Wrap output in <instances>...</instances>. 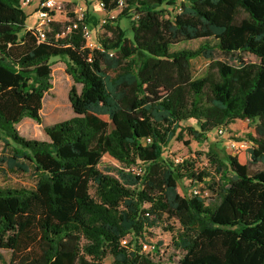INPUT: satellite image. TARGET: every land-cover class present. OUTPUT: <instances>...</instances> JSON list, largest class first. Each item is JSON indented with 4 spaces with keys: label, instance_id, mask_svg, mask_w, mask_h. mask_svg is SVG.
Masks as SVG:
<instances>
[{
    "label": "trees",
    "instance_id": "obj_1",
    "mask_svg": "<svg viewBox=\"0 0 264 264\" xmlns=\"http://www.w3.org/2000/svg\"><path fill=\"white\" fill-rule=\"evenodd\" d=\"M96 1L106 12L123 7L89 47L87 14L46 20L41 37L25 26L20 0H0V133L12 146L9 165H31L36 175L32 188L0 187L6 264H103L107 255L113 264H170L155 257L161 241L148 251L142 242L171 219L179 224L173 264H264V0ZM128 12L131 38L118 24ZM197 38L214 42L170 50ZM215 50L233 60L216 59ZM54 56L73 81V115L44 126L47 139H28L16 125L41 123ZM197 57L209 65L194 77ZM189 119L198 129L180 125ZM236 119L255 122L245 162L213 146L204 153L211 170H198L194 158H162L183 133L202 142ZM104 155L119 163L112 172L98 167ZM183 178L201 191L206 182L214 201L181 194Z\"/></svg>",
    "mask_w": 264,
    "mask_h": 264
},
{
    "label": "rangeland",
    "instance_id": "obj_2",
    "mask_svg": "<svg viewBox=\"0 0 264 264\" xmlns=\"http://www.w3.org/2000/svg\"><path fill=\"white\" fill-rule=\"evenodd\" d=\"M39 0H30L26 5H21L22 10L25 13V26L33 27L36 19L35 8ZM69 3L65 5L64 9L58 12L57 19L62 20L65 18L67 11L73 10V8H81L88 15V25L92 31L93 39L97 40L101 33H104V28H100L102 19L107 20L112 16H116L122 9V6L117 7L109 12L99 9L96 5V0H67ZM73 3H72V2ZM182 0H176V4ZM168 9L176 8L171 6H165ZM134 14L128 12L125 15L118 17V24L124 29L125 35L129 38L132 37V30L130 28ZM94 22L96 24H94ZM205 41L213 43L212 38H197L188 41L178 42L170 45V50L178 49H195ZM245 56H250L245 54ZM214 57L224 61L233 60L231 55H223L218 50H215ZM51 61V75H52V87L43 98V105L41 109V123L35 120L25 117L17 125V129L20 135L28 139H47L43 131L44 126L52 125L53 123L67 119L73 115L72 108L68 101V91L73 84L71 77L66 72L65 60L62 57L54 56L50 59ZM209 65V60L204 57H197L191 60V70L194 77L203 75ZM76 88L79 90L80 85L76 84ZM181 126H192L198 129V125L194 119H189L180 122ZM255 133V122L249 121L248 119H236L228 125H222V132H218L217 128H213L207 133V137L202 142H197L187 133H183L182 140L172 139L170 143L165 147L162 154L163 159H195V166L198 170H211L208 159L204 154L209 146L215 147L221 156L227 154H235L240 162H245L246 156H244L245 149H235L231 146L233 141L245 140L249 142L248 135H254ZM3 135L0 133V187H28L32 188L36 182V175L33 171L32 166H29V170L24 172L16 167H12L8 163V159L12 155V146L4 145ZM187 141V142H185ZM119 163L111 157L104 155L98 167L103 172H112L111 167L117 166ZM262 164H257L254 168H261ZM193 186L191 181L187 178L180 179L178 182V191L181 194L190 195V189ZM202 190H207L208 194H205L206 202L214 201V192L208 188L207 183L201 185ZM93 193V189L91 188ZM172 228H169V227ZM179 228V224L176 220L171 219L168 224L162 223L149 229L151 232L146 233V242L150 245L161 241L159 244V251L155 253L156 259L163 262H170L173 264V260L178 259L179 251H176L171 243L172 235ZM128 238L131 236L128 235ZM145 251H148L147 249ZM0 264H6L9 261L10 252L6 249H1ZM103 264H113L111 255L105 256Z\"/></svg>",
    "mask_w": 264,
    "mask_h": 264
},
{
    "label": "built area",
    "instance_id": "obj_3",
    "mask_svg": "<svg viewBox=\"0 0 264 264\" xmlns=\"http://www.w3.org/2000/svg\"><path fill=\"white\" fill-rule=\"evenodd\" d=\"M30 2V0H20L21 5H26ZM72 2V1H71ZM69 2L67 0H39L37 3V6L35 8L36 13V21L34 23V27L39 32V35L43 37V25L46 22V20L49 19H57L58 12L62 11ZM96 5L99 9L103 8V2L102 1H96ZM122 6V2H120V5ZM85 10V9H84ZM81 8L75 9L73 8V12L76 14L78 19H83L86 15V12ZM114 17V16H112ZM107 20L102 19L101 24L105 23ZM75 26V24H73ZM69 29V27H68ZM83 36L86 40V45L89 47L98 46L97 40L93 39L92 37V31L88 25V23H84L83 25ZM218 132H222V126L217 127ZM150 138H146V141H149ZM250 142L245 140H239V141H233L231 146L234 147L237 150H240L241 148H244L245 151L248 148ZM176 162L181 161V159L175 158ZM137 170V169H135ZM201 185V184H200ZM191 193L194 195H201L204 196L205 194H208L207 190H200V186L196 183L193 185L190 189ZM123 243L126 242V239L122 240ZM154 247V245H150L147 242H142V250H151Z\"/></svg>",
    "mask_w": 264,
    "mask_h": 264
},
{
    "label": "crops",
    "instance_id": "obj_4",
    "mask_svg": "<svg viewBox=\"0 0 264 264\" xmlns=\"http://www.w3.org/2000/svg\"><path fill=\"white\" fill-rule=\"evenodd\" d=\"M27 27H29V26H27ZM244 156H246V153L244 152Z\"/></svg>",
    "mask_w": 264,
    "mask_h": 264
}]
</instances>
